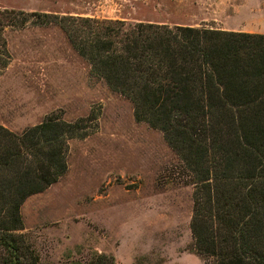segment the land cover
<instances>
[{"label": "trees", "instance_id": "1", "mask_svg": "<svg viewBox=\"0 0 264 264\" xmlns=\"http://www.w3.org/2000/svg\"><path fill=\"white\" fill-rule=\"evenodd\" d=\"M29 16L57 26L134 120L162 134L174 174L192 188L193 252L211 264H264V35ZM27 23L7 20L0 31ZM96 121L93 112L74 123L51 113L19 135L0 125V264H38L18 233L21 207L66 174L68 142Z\"/></svg>", "mask_w": 264, "mask_h": 264}, {"label": "rangeland", "instance_id": "2", "mask_svg": "<svg viewBox=\"0 0 264 264\" xmlns=\"http://www.w3.org/2000/svg\"><path fill=\"white\" fill-rule=\"evenodd\" d=\"M4 11L16 14H0L1 24L29 23L0 31V125L19 135L51 113L97 116L87 137L68 142L66 174L21 207L18 233L38 264H211L192 250V188L174 174L162 134L134 120L57 26L29 15L264 35V0H0Z\"/></svg>", "mask_w": 264, "mask_h": 264}]
</instances>
